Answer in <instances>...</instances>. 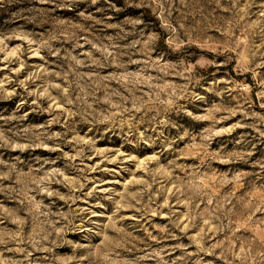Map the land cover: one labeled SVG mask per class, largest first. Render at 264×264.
Here are the masks:
<instances>
[{
  "label": "rangeland",
  "instance_id": "1",
  "mask_svg": "<svg viewBox=\"0 0 264 264\" xmlns=\"http://www.w3.org/2000/svg\"><path fill=\"white\" fill-rule=\"evenodd\" d=\"M0 264H264V0H0Z\"/></svg>",
  "mask_w": 264,
  "mask_h": 264
}]
</instances>
